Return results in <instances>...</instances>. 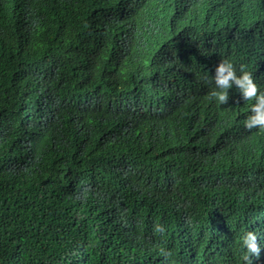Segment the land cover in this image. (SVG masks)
<instances>
[{"label":"trees","instance_id":"obj_1","mask_svg":"<svg viewBox=\"0 0 264 264\" xmlns=\"http://www.w3.org/2000/svg\"><path fill=\"white\" fill-rule=\"evenodd\" d=\"M221 60L264 91V0H0V264H244L248 231L264 264V131L208 98Z\"/></svg>","mask_w":264,"mask_h":264},{"label":"clouds","instance_id":"obj_2","mask_svg":"<svg viewBox=\"0 0 264 264\" xmlns=\"http://www.w3.org/2000/svg\"><path fill=\"white\" fill-rule=\"evenodd\" d=\"M241 75H237L236 68L228 60H221L215 69L213 78L215 89L208 94V98L218 101L220 105L227 104L229 100V89L236 86L245 101H255L249 115L243 122L244 127L249 131L260 129L264 131V91L256 84L253 75L246 70V66L241 65L239 69ZM154 231L163 234V225L157 224ZM260 238L254 231H248L242 238L243 247L246 249L241 256L244 264H253L251 257L260 258L261 245L258 243ZM162 255H168L163 249Z\"/></svg>","mask_w":264,"mask_h":264}]
</instances>
